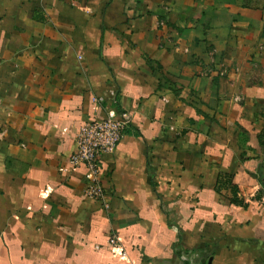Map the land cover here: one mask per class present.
<instances>
[{
	"label": "crops",
	"instance_id": "obj_1",
	"mask_svg": "<svg viewBox=\"0 0 264 264\" xmlns=\"http://www.w3.org/2000/svg\"><path fill=\"white\" fill-rule=\"evenodd\" d=\"M0 264H264V0H0Z\"/></svg>",
	"mask_w": 264,
	"mask_h": 264
},
{
	"label": "built area",
	"instance_id": "obj_2",
	"mask_svg": "<svg viewBox=\"0 0 264 264\" xmlns=\"http://www.w3.org/2000/svg\"><path fill=\"white\" fill-rule=\"evenodd\" d=\"M95 102L100 105L105 104L103 98ZM116 105L113 99V103L106 106L103 120L87 122L80 128L76 138L77 151L70 158L72 169L84 168L87 171L85 194L100 204L106 212L111 211L112 195L103 174L102 159L104 156L115 153L130 125L129 115L121 113ZM109 243L113 248L121 250L122 255L127 257V253L115 234H112Z\"/></svg>",
	"mask_w": 264,
	"mask_h": 264
}]
</instances>
